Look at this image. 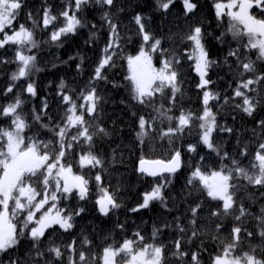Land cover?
Instances as JSON below:
<instances>
[{
  "label": "trees",
  "instance_id": "obj_1",
  "mask_svg": "<svg viewBox=\"0 0 264 264\" xmlns=\"http://www.w3.org/2000/svg\"><path fill=\"white\" fill-rule=\"evenodd\" d=\"M193 2L197 4V8L194 13L187 15L183 0H174L167 11L157 9L155 0H114V7L89 3L79 13L85 26L74 34L62 37L59 42H52L49 38L50 34L62 25L63 20L61 18L45 28L42 24L43 9L50 7L52 14L59 16L69 0H23V7L19 11L17 20L14 21V26L19 28L20 24H24L34 31L37 47L24 49V52L26 55L36 57L35 68L39 70L34 69L29 77L12 81L10 78L18 68V62L15 61L17 46L5 45L0 48V105L14 102L16 95L20 94L24 103L18 111L29 125L25 130V136L34 137L42 144L52 141L48 151L58 153L60 148L57 138L52 131L42 128L41 123L54 126L61 124L64 119L66 105L58 95L61 92L58 88L61 79L65 84L63 91L72 95L77 104L84 103L80 99L81 90H87L92 85L96 87L97 95L101 99L98 101L95 113L91 116L85 113L90 132L94 133L91 149L87 143L72 141L73 146L71 149H66L62 161L65 165L71 164L75 174L82 175L88 180L89 191L84 200L79 199L77 189H73L69 194L58 193L60 199L56 201L57 207L63 209L65 215L78 212L81 208L84 211L73 217V228L67 231L60 229L58 225L46 230L45 236L37 246L39 251L44 253L42 257L36 254L37 249L32 247L33 242L25 235L20 237L19 243L14 248L0 252V264H11L12 261H18V264H45L47 260H51L52 264H68L70 256L75 264H82L79 261L81 251H84L88 257L85 264H102L99 258L102 257L105 247L109 245L119 247L125 239H135L134 234L137 231L144 237L143 243L165 246L164 264H191L192 252L199 253L200 264H212V257L219 254L223 246L230 242V232L236 223H242L248 231L256 234L253 237L244 234L234 254L241 255L243 252L251 251L253 246H257L256 254L258 257L261 256V246L264 245V241L258 235L259 222L254 217L260 215L261 209L264 208V196L261 195L264 187L251 185L243 177H235L231 181L232 184L237 185L234 190L236 205L243 203L248 210L242 221L236 222L233 216H211V212L222 206V202L214 201L206 192L198 190V182L194 187L188 185L187 180L197 165L206 172L219 170L222 165L234 168L232 159L221 160L225 152L236 159L241 167L250 168L254 162L258 145L264 142V128L259 124V121L264 120V99H262L264 84L250 85V88L256 91L244 90L258 101L253 115L249 116L235 108L236 103H242L239 97L226 104L224 97L233 96L237 81L241 78L247 79L251 75L245 74L240 77L236 71V57H227V54L232 49H239L240 59L251 58L256 61L259 72H264V61H257L255 49L243 47L247 43L246 37L239 41L233 40L231 33L227 31L229 18L226 15L220 19L216 17L214 7L216 0H193ZM103 11H109L112 22L118 25L120 46L110 52L114 56L111 66H106L102 70L106 79L97 81L92 80L94 69L103 55L102 50L108 42L110 32L107 21L102 19ZM29 13L36 20V25L33 24V20L28 19ZM138 13L142 16L145 30L155 38H159L162 47L168 50V58L171 59L172 54L175 53L180 59L177 68L180 73L181 92L177 94L174 107L169 103L170 89H165L163 95L156 93L152 98V104H139L132 99L130 81L126 79L129 75L127 57L136 55L142 44L139 26L134 21ZM252 14L257 18H264L260 15L259 9H254ZM196 25L202 27L205 46L211 58L217 61L216 66L209 71L208 78L213 81L209 89L219 93V99L210 101V106L216 113L218 125L233 129L231 133L222 132L219 128L214 130L212 135L220 155L199 142L201 135L199 121H194L190 127L174 137L161 136V132L169 127V121L154 111V107L161 105L163 109L171 108L168 115L173 117H178L181 110L185 113L192 112L196 116L203 111V91L197 88L199 76L194 71V61L188 60L186 53L191 45L183 40V37ZM6 31L11 33L12 29ZM93 32L95 36L90 40V34ZM217 37L220 39L218 40ZM147 47H150V44ZM152 56L154 66L159 68L162 59L160 53L155 52ZM77 65H80L79 69ZM29 82L35 84V96L25 91ZM10 84H13L14 90L5 95V90ZM45 102L47 108L43 107ZM34 110L36 114L41 115L40 122L33 119ZM140 116L152 120L154 124V128L149 129L148 135L142 140L137 137ZM153 117L156 119L153 120ZM9 124L10 118L0 116V126L8 127ZM171 126L175 127L176 122L173 121ZM98 127L104 128L106 134L98 133ZM68 131L66 142L71 141V136L76 134L75 128H70ZM189 145H194L196 151L189 152ZM245 149L246 153L241 155ZM89 150L103 161L101 166L80 167V155ZM177 150L181 152L182 166L178 173L170 176L165 174L171 180L163 190L167 207L159 201H153L146 209L130 211L142 203L143 193L150 191L155 184L161 182L159 177L150 179L138 172L140 159L169 160ZM201 157L204 159L202 160ZM98 173L101 175L100 185L114 193L116 202L121 204L120 208L112 210L107 216L99 213L95 203L100 195V187L95 179ZM42 180V176L33 177L31 180L32 185L41 194L38 199L42 198L44 192ZM55 187L53 182L50 192L55 191ZM197 204L200 207L197 209L196 225L193 226L189 223L193 219L190 209ZM48 205H45V208ZM24 215L26 213L18 217L16 221L18 227ZM177 222L187 230L183 233L179 232L176 228ZM217 224L222 225V230L216 229ZM117 225H123V228ZM154 228L159 230L155 237L152 235ZM193 228L199 232V236L189 242L188 238L192 237ZM85 237L90 241L89 244L82 243ZM213 237L217 238L213 239ZM178 238L183 239L182 250L188 253L183 261L173 255L176 251L174 241ZM52 244L61 247L63 254L61 259H56L54 254L47 251ZM68 245H72L73 248H68ZM124 260L126 261L118 258L117 262L121 263Z\"/></svg>",
  "mask_w": 264,
  "mask_h": 264
},
{
  "label": "snow or ice",
  "instance_id": "obj_2",
  "mask_svg": "<svg viewBox=\"0 0 264 264\" xmlns=\"http://www.w3.org/2000/svg\"><path fill=\"white\" fill-rule=\"evenodd\" d=\"M157 9L169 10L170 5L174 0H155ZM89 3H95L100 6H115L114 0H69L68 5L59 16L53 15L50 7L43 9L42 24L45 28L53 25L62 18L63 23L59 28H56L50 34L52 42H59L62 37L69 34H74L79 28L85 24L81 20L79 13ZM23 7V0H0V48L5 45H15L17 50L15 53V61L18 62L17 71L11 76L12 81L29 77L30 73L35 69L36 57L34 55H26L24 49L37 47V42L34 39V31L29 29L24 24H20L19 28L14 26V21L17 20L19 11ZM185 15L194 13L197 4L193 0H183ZM215 12L217 19L227 16L229 18V28L227 31L231 33L233 40H241L247 38V43L243 45L247 49H255L257 61H264V18H257L253 15L254 9L260 10V15L264 17V0H216ZM71 10V11H70ZM28 19L33 20L36 25V20L32 14H28ZM102 19L107 21L109 39L100 58L98 65L94 69L92 80H103L102 70L106 66H111L114 56L110 52L118 48L119 33L118 25L112 22L111 13L103 11ZM136 25L139 26V34L142 36V44L136 55L127 57V65L129 75L126 79L130 81L132 99L139 104H152L153 97L156 93L164 94L165 89L171 90L169 103L174 107L177 94L181 92L180 88V73L177 65L180 64V59L172 54V58H168V50L162 47L161 40L155 38L152 34L145 30V25L142 22L141 14L134 17ZM12 29L11 34H8L6 29ZM95 33H91V40ZM219 40L220 37H217ZM185 42L190 43V49L186 50L188 60L194 61V71L199 76L197 88L203 91V111L199 116L192 112L185 113L181 110L178 117L168 115L169 109H163V106L154 107V111L159 113L161 117L169 121V127L161 132V136L174 137L182 133L187 127H190L194 121H199L201 135L199 142L206 148L220 155L218 146L214 143L213 132L219 128L222 132L233 131L232 128L221 126L217 123L216 113L213 112L210 101L218 100L219 93L209 89V85L213 83L208 78L209 71L216 66L217 61L213 60L207 50L204 42V32L200 25L193 27L187 35L183 37ZM87 42V41H86ZM150 44V47L147 45ZM159 52L162 59L160 67L157 68L153 64L152 54ZM227 57H236L237 68L240 77L245 74H251L247 79H239L236 87L233 90V96L224 97L225 103L231 102L234 98L239 97L242 103H236L235 108L242 110L247 115H253L256 108V101L252 96L244 90L256 91L251 89L250 85L264 84V72H259L256 61L251 58L240 59L239 49H232L228 52ZM227 57L225 62L227 63ZM71 59V57L69 58ZM80 65H77L79 69ZM58 88L61 92L62 102L66 105L64 119L61 124L49 125L41 123L42 128H46L53 132L59 143V152L50 153L48 151L52 141L42 144L34 137H26L25 130L29 127L24 116L20 114L18 109L24 103L17 94L14 102L6 105H0V116L10 118L8 127L0 126V252H7L14 248L21 236H27L32 242V247L37 249L36 254L43 256L44 253L39 251L38 245L41 243V238L45 236L47 229H52L54 225H58L60 229L65 231L73 228V217L79 215L84 209L78 212H71L67 215L63 214L64 210L57 207L56 201L60 199L58 193L69 194L73 189L78 190L79 199L84 200L88 195V180L82 175H77L73 172L71 164L65 165L62 161L66 155V149L72 148V141H80L87 143L89 149L93 141L94 133L90 132V125L85 120V113L92 115L97 111L98 101L101 99L97 95V89L92 85L89 89L81 90L80 99L84 103L77 104L72 95L64 92L65 84L61 79ZM14 90L13 84H10L5 90V95L12 93ZM32 96L36 95L35 84L29 82L25 89ZM264 99V97H262ZM47 108L45 102L43 105ZM79 109V112H78ZM46 115V113H44ZM94 118V117H93ZM33 119L40 122L42 117L36 114L34 110ZM156 117H153V120ZM176 122V126L172 127V122ZM261 128H264V120L259 121ZM138 138L148 135V130L154 128L152 120H147L144 116L139 117ZM75 128L76 134L71 136V141H65V137L69 135V129ZM98 133L106 134L104 128H97ZM81 138H83L81 140ZM143 142V141H142ZM189 152L196 151L194 145L188 146ZM246 153L242 152L241 155ZM54 157V158H53ZM225 158L232 159L234 168H229L227 165H222L219 170H211L206 172L200 165H197L191 172L188 185L196 186L197 182L199 189L206 192L207 196L214 201L222 202V206L211 212V216H233L234 221L240 222L248 214L247 208L240 203L236 205L235 188L237 185L231 183L235 177H243L249 184L254 186L264 187V142L259 143L254 155V162L250 168H244L239 165V162L231 158L227 152L223 153L221 160ZM203 160L204 158L201 157ZM103 161L95 155L91 150L87 153H82L79 157V165L81 168L85 166L97 167L101 166ZM138 171L141 174H146L151 177H159L160 183L155 184L150 191L142 194V203L130 209L132 212H137L140 209L149 207L150 202L159 201L164 207H167L164 189L171 180L164 174L169 176L176 173L182 166L181 152L179 150L172 154L171 159L147 161L144 158L140 159ZM235 174V176H234ZM43 177L42 184L44 192L42 198L36 187L31 183L33 177ZM100 187V195L95 201L100 214L107 216L114 209L121 207V204L116 202L114 193L109 189L100 185L101 175L98 173L95 177ZM55 183V191L50 192V186ZM50 193V194H49ZM264 196V192L261 193ZM66 198V197H65ZM51 201V206L46 211H42L45 205ZM200 207L197 204L190 209L193 219L189 221L191 225H196L197 209ZM22 213L23 216L20 226L18 227L17 219ZM37 213L40 215L37 218ZM238 213V214H236ZM259 223L257 225L258 235L264 241V208L261 213L254 217ZM179 221V218H177ZM123 228V225H117ZM168 225L166 224L165 227ZM179 232L183 233L187 229L179 222L176 224ZM216 229L222 230V225L217 224ZM28 230V231H26ZM158 229L154 228L153 237L158 234ZM246 234L248 237H253L256 233L248 231L242 223H236L230 232V242L223 246L222 251L212 257V264H264V245L261 246V256H257L256 247L253 246L249 252H243L241 255H235V250L241 242L242 236ZM135 239H125L119 247L109 245L103 249L102 264H117L118 258L126 259V264H164V245L155 243H143L144 237L137 231ZM199 236V232L193 228L192 237H189V242ZM217 237H213L216 239ZM83 244H89L87 237L84 238ZM183 239L178 238L174 241L176 251L174 256L181 261L188 255L182 250ZM142 244V246H140ZM72 249V245H68ZM49 253L54 254L56 259H61L63 254L59 245L52 244L47 248ZM74 251V249H73ZM88 257L84 251L79 253V261L85 264ZM11 264H18V261H12ZM45 264H52L51 260L45 261ZM68 264H75L72 257H69ZM191 264H200L199 253H191Z\"/></svg>",
  "mask_w": 264,
  "mask_h": 264
},
{
  "label": "rangeland",
  "instance_id": "obj_3",
  "mask_svg": "<svg viewBox=\"0 0 264 264\" xmlns=\"http://www.w3.org/2000/svg\"><path fill=\"white\" fill-rule=\"evenodd\" d=\"M225 3H226V2H225ZM8 34H11V33H8ZM50 206H51V204H49V205L47 206V208L50 207ZM47 208L43 209L42 211H46ZM39 215H40V213H38L37 218H38ZM117 264H119V263H117ZM121 264H126V261H124V262L121 263Z\"/></svg>",
  "mask_w": 264,
  "mask_h": 264
},
{
  "label": "water",
  "instance_id": "obj_4",
  "mask_svg": "<svg viewBox=\"0 0 264 264\" xmlns=\"http://www.w3.org/2000/svg\"><path fill=\"white\" fill-rule=\"evenodd\" d=\"M154 161H155V160H154ZM139 166H140V165H138V168H139ZM179 170H180V169H179ZM179 170H178V171H179ZM178 171H177V172H178ZM177 172H176V173H177ZM165 174H167V173H165ZM145 175H146V174H145ZM146 176H148V175H146ZM148 177H149V178H157V177H151V176H148Z\"/></svg>",
  "mask_w": 264,
  "mask_h": 264
}]
</instances>
